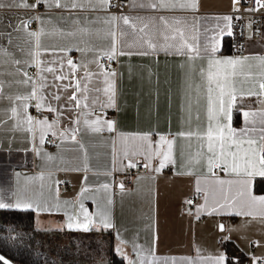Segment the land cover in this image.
Masks as SVG:
<instances>
[{
  "label": "crops",
  "instance_id": "crops-1",
  "mask_svg": "<svg viewBox=\"0 0 264 264\" xmlns=\"http://www.w3.org/2000/svg\"><path fill=\"white\" fill-rule=\"evenodd\" d=\"M124 1L125 9L114 13L107 6L101 7L98 0H60V7L56 6L55 0H40L38 12L33 7L21 6L36 4L37 0H0V4L4 5L0 7V49L7 53L0 54V80L5 82V94L27 90L26 86L9 87L10 81L20 79L16 73L18 67L35 77L37 69L25 63L30 60L29 54L33 48L28 30L39 32L43 29L40 42L43 49H48L42 55L45 62L62 55L79 62L82 54L77 50L78 47L87 44L98 51L109 45L105 34L111 25L106 20L113 15L186 18L190 24H197L200 43L205 44L212 37L219 36L217 25L223 27V21L216 18L230 15L232 3V0H200L199 10L193 13L139 7L142 3H149V0ZM73 3L80 6L74 8ZM33 17H39L35 19V28L25 30L22 22ZM118 24L123 26L122 21ZM82 29L86 31L82 32ZM218 44V56L264 55V44L257 40L247 42L244 54L231 52L227 34L220 36ZM59 48L72 50L66 53L57 50L53 54L52 50ZM93 54L86 53L89 59ZM14 60L21 63L16 65L12 62ZM115 63L112 69L118 73L116 107L97 111L96 115L114 120L117 132L78 135V139H82L86 146L87 170H84L85 152L75 142L61 141L55 137L53 145H40L38 134L33 138L24 126L17 127L15 121L9 119V103L7 99H0V200L13 204L17 199L47 202L50 211L36 210L35 205L26 208L23 204L18 209L31 211L33 223L38 229L106 237L108 245L123 258L125 264H128L129 259L138 260L133 244L142 246L140 254L148 260H152L154 255L157 260L153 264H173V260L175 264H187L188 260L210 264L209 258L219 253L226 254L228 258H237L239 254L243 264H251L250 254H264V247L250 243L259 241L264 244V224L258 221L245 223L250 219L246 217L209 215L206 212L195 219L196 205L203 204V194L193 207L185 205L184 198L195 191L196 179L202 171H206L197 166L193 169L194 175L177 174L182 171V159H187L188 141H177L176 165H169L160 173L150 169L148 173H130L131 169L113 170V139L119 133L151 132L153 138L158 139L156 134L206 126L204 93H197L189 87L192 83L189 74L196 67L206 68L207 57L190 60L184 55L158 52L119 56ZM90 67L96 71L95 66ZM237 107L240 111L233 109L232 124L239 129L244 126L242 112L255 110L261 105L257 98L252 97L246 98L242 104L238 103ZM62 111L61 124L68 127L70 114L67 109ZM29 112L33 116L41 115H35L37 111L34 108H29ZM43 115L49 119L56 118V113L44 112ZM191 144V151L194 152L196 141H191ZM115 148L119 150L118 140ZM181 152L184 153L183 157ZM47 156L53 159L49 160ZM41 175L43 179H40ZM61 182L64 185L59 186ZM121 182L124 191L119 187ZM105 183L110 185L107 192L101 188ZM83 188L88 191L82 192ZM253 191L258 195L264 194V178H256ZM108 197L112 199L109 208L114 228L104 229L98 223H93L87 230L77 226L84 219L79 207L81 202L89 213H95L97 202L104 204ZM70 216L73 217L71 221ZM219 223L237 229L230 233V240L222 239L226 233L219 230ZM121 239L126 243L121 245ZM224 242L229 243V247ZM118 247L123 249L122 253L116 251Z\"/></svg>",
  "mask_w": 264,
  "mask_h": 264
},
{
  "label": "snow or ice",
  "instance_id": "snow-or-ice-1",
  "mask_svg": "<svg viewBox=\"0 0 264 264\" xmlns=\"http://www.w3.org/2000/svg\"><path fill=\"white\" fill-rule=\"evenodd\" d=\"M232 2L233 10L240 11L238 5L241 4V0H232ZM39 3L40 0H37L36 4L21 6L35 8ZM55 3L57 7L61 6L60 0H55ZM98 3L101 7H106L110 5L111 0H98ZM252 3L254 6L245 11L257 12L264 9V0H252ZM3 6L0 4V7ZM79 6L76 3L72 4L74 8ZM139 7L195 13L199 10L200 0H149V3H142ZM216 19L223 21V27L217 25L219 36H214L208 43L201 44L197 24L195 22L190 24L186 18H169L164 15L158 18L113 15L106 20V23L111 25L105 34L109 39V45L98 51L87 44L78 47L77 50L82 54L79 62L67 55L45 62L42 55L43 51L48 49H43L40 42V37L44 34L43 29L39 32L28 30L27 21H23L22 27L28 30V36L33 40L30 60L25 63L35 67L37 71L35 77H32L19 67L16 69L20 79L10 81L9 87L26 86L25 92L5 94V82L0 80V99H7L9 103L7 113L9 119L14 120L17 127L24 126L33 138L38 134L40 145L44 144L46 137L75 142L79 149L85 152L84 170H87L86 146L82 139H78V135L88 132H117L114 120L96 115L97 111L115 108L117 100L118 73L110 66L106 67L101 63L102 60L115 61L119 56L149 55L158 52L184 55L190 60L207 57L206 68L196 67L189 74V79L192 81L189 87L195 89L197 93H204L206 126L197 127L195 130L189 127L176 133L156 134L158 139H154V134L151 132L119 133L113 139V170L143 167L160 173L169 165H176L177 141L186 140L189 142V152L187 159L181 161L182 171L177 174L194 175L193 169L197 166L206 170L196 179L195 191L203 194V204L196 205V218L199 219L200 214L206 212L209 215L246 217L250 219L245 223L258 221L264 224V194L258 195L253 191L256 178H264V55H216L220 36L232 35L233 17L225 15ZM119 21H122V25L126 27L120 26ZM57 50L66 53L72 49H54L53 54ZM86 53L94 54L89 59ZM0 54L7 55L3 49H0ZM12 62L16 65L21 63L19 60ZM90 66H95L96 71ZM252 97L257 98L261 107L243 111L244 126L239 129L233 127V109L240 111L237 104H242L246 98ZM29 108H34L41 115H31ZM62 109H67L70 114L68 127H63L61 124V117L64 115ZM44 112L56 113V118L49 119L48 116L43 115ZM72 115L75 116L74 119L71 118ZM117 140L119 150L115 148ZM193 140L196 141L194 152L191 151ZM37 154H40L39 150ZM183 155L184 153L181 152L182 157ZM47 159L51 160L53 157L47 156ZM153 161L156 162L155 166ZM40 179H43L42 175ZM119 187L121 191L125 190L122 182ZM101 188L107 192L110 185L105 183ZM85 191L88 189L83 188L82 192ZM187 203L191 204L192 201ZM22 204L26 208H33L35 205L36 210L50 211L47 202H28L19 199L14 204L0 200V209H18ZM111 204L112 199L108 197L104 204L97 202L95 213H89L81 202L79 207L84 219L77 226L87 230L93 223H98L104 229L114 228L109 208ZM56 207L58 208L59 205L57 204ZM189 214H192L191 209ZM72 219L73 217L70 216L69 220ZM71 226L70 223L69 227ZM217 227L221 232L226 233L222 237L225 241L230 240V233L237 230L225 223H219ZM125 243L123 239L120 240L121 245ZM250 243L264 247L259 241ZM116 251L122 253L123 249L118 247ZM133 251L137 253L138 260L129 259L128 264H153L157 260L154 255L152 260L142 256L140 254L143 251L142 246L133 244ZM236 259L239 264L238 258ZM209 260L210 264H231L224 253L210 257ZM250 260L251 264H264V254H250ZM0 261H4V258L0 257ZM4 264L7 262L4 261ZM173 264H175L174 260ZM187 264H198V262L188 260Z\"/></svg>",
  "mask_w": 264,
  "mask_h": 264
},
{
  "label": "trees",
  "instance_id": "trees-1",
  "mask_svg": "<svg viewBox=\"0 0 264 264\" xmlns=\"http://www.w3.org/2000/svg\"><path fill=\"white\" fill-rule=\"evenodd\" d=\"M70 234V231L38 229L29 210L0 209V254L15 264H125L110 244L104 251L105 261H101L99 255L97 261L92 258L99 253V244L90 245L95 249L91 247L89 256L80 254L78 260H68L77 251V239ZM223 244L229 247V243ZM237 258L239 264H243L239 254ZM229 260L231 264H238L237 259L229 256Z\"/></svg>",
  "mask_w": 264,
  "mask_h": 264
},
{
  "label": "built area",
  "instance_id": "built-area-1",
  "mask_svg": "<svg viewBox=\"0 0 264 264\" xmlns=\"http://www.w3.org/2000/svg\"><path fill=\"white\" fill-rule=\"evenodd\" d=\"M252 0H241V4L238 5L240 11L233 10V2L231 3L230 16L233 17L231 21L232 25V35H228L230 49L232 53L235 54H244L246 52L247 42L250 40H257L264 44V9H261L257 12H248L245 9L253 7ZM107 9L114 13H119L125 9L124 0H111ZM40 10L39 6L35 7V12ZM28 29L35 28V19L27 20ZM251 25V27H249ZM251 37V38H249ZM101 63H104L106 67L114 68L116 63L115 61L102 60ZM33 70H31L32 75ZM39 113L35 112V115ZM55 143V137H46L43 145L51 146ZM130 173H148V169L143 167H137L130 170ZM128 182V180H127ZM64 185L62 182L59 186ZM202 193H197L194 191L190 195L184 198V203L188 207H193L196 202L201 198ZM187 201H192L191 204ZM195 219L196 216H195ZM233 260L236 258L233 257Z\"/></svg>",
  "mask_w": 264,
  "mask_h": 264
},
{
  "label": "rangeland",
  "instance_id": "rangeland-1",
  "mask_svg": "<svg viewBox=\"0 0 264 264\" xmlns=\"http://www.w3.org/2000/svg\"><path fill=\"white\" fill-rule=\"evenodd\" d=\"M71 237L76 238L77 239V251L73 256H70V258L68 260H78L80 254H84L85 256H89L90 251H92L90 245H95V244H99V253L97 255H92V258L94 259V261L98 260V255H99V259L102 261V259H104V261L107 259L105 258V250L108 249V243L106 237H98L95 236L93 234H70ZM68 235V236H70ZM109 241V240H108ZM65 245V244H62ZM60 245V246H62ZM93 245V246H94ZM93 248V247H92ZM95 249V247L93 248ZM78 258V259H77Z\"/></svg>",
  "mask_w": 264,
  "mask_h": 264
},
{
  "label": "water",
  "instance_id": "water-1",
  "mask_svg": "<svg viewBox=\"0 0 264 264\" xmlns=\"http://www.w3.org/2000/svg\"><path fill=\"white\" fill-rule=\"evenodd\" d=\"M0 257L4 258V261L7 262V264H15L14 262H12L11 260H9L8 258L4 257L3 255L0 254Z\"/></svg>",
  "mask_w": 264,
  "mask_h": 264
}]
</instances>
